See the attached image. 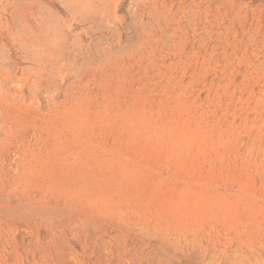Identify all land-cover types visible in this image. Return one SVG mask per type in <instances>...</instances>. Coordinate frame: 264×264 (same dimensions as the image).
Here are the masks:
<instances>
[{"label":"rangeland","instance_id":"1","mask_svg":"<svg viewBox=\"0 0 264 264\" xmlns=\"http://www.w3.org/2000/svg\"><path fill=\"white\" fill-rule=\"evenodd\" d=\"M30 2L0 23V264H264V0Z\"/></svg>","mask_w":264,"mask_h":264},{"label":"bare ground","instance_id":"2","mask_svg":"<svg viewBox=\"0 0 264 264\" xmlns=\"http://www.w3.org/2000/svg\"><path fill=\"white\" fill-rule=\"evenodd\" d=\"M90 1L91 0H63L65 8L64 20L72 19L76 24L89 23V27H93L96 24L109 26L111 22H115L117 18L119 19L116 15L112 16L110 11L106 8H101L97 11L93 9L88 13L87 10L88 6H90ZM14 16L25 26V35L29 32V30L26 29V21L32 19L38 21L39 16L42 18L40 11H34V7H32L30 0H0V23ZM21 45L26 47L25 43H21ZM25 58L29 57L26 56Z\"/></svg>","mask_w":264,"mask_h":264}]
</instances>
